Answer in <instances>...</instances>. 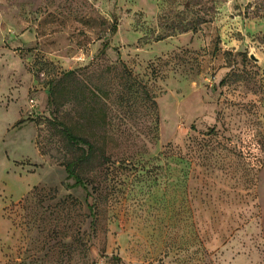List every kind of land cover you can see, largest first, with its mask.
Listing matches in <instances>:
<instances>
[{
	"label": "rangeland",
	"instance_id": "374dc122",
	"mask_svg": "<svg viewBox=\"0 0 264 264\" xmlns=\"http://www.w3.org/2000/svg\"><path fill=\"white\" fill-rule=\"evenodd\" d=\"M92 262L264 264V0H0V264Z\"/></svg>",
	"mask_w": 264,
	"mask_h": 264
},
{
	"label": "trees",
	"instance_id": "16d2710c",
	"mask_svg": "<svg viewBox=\"0 0 264 264\" xmlns=\"http://www.w3.org/2000/svg\"><path fill=\"white\" fill-rule=\"evenodd\" d=\"M75 73L76 70H69L63 73L56 81L55 85L51 87V96H55L56 90H58V86L62 84L63 81L67 79L75 80ZM78 94L81 98L80 118L82 119V121H87L93 116L91 113L93 111V108L91 107L92 98H95L96 100H98V102L103 101L100 104V115L98 116L97 127L98 130L103 131L105 135L109 134L111 128L110 117H108L107 112L108 106L105 103L106 101L102 99L106 97H104L103 95L101 96V91L99 89H97V93L92 91L90 93L91 97H89V95L87 96L85 90H79ZM69 100H71V98H67L64 102L58 105L62 106L64 103H66V101ZM54 103L57 104L56 101ZM55 120L58 126V133L61 138L70 147H76L78 148V150H80L79 153L72 155L70 159H65L64 161H62L61 164L64 166L68 176L73 178L75 184L81 185L82 187L87 189V181L84 179L83 174L87 170V168L89 169V164H91L94 156V151L96 148L95 139L97 137L96 132L90 131L89 133L84 123H74L66 113H64L63 116L57 117ZM87 195H89L88 192ZM89 208L90 210H92L94 215L93 206L89 205ZM111 258L118 263L121 262V258L119 256L114 255ZM91 264L97 263L92 262Z\"/></svg>",
	"mask_w": 264,
	"mask_h": 264
}]
</instances>
